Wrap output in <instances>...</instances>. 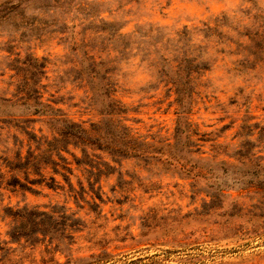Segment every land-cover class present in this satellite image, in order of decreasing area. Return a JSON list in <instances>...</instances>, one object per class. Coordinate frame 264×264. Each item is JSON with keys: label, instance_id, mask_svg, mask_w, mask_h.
Listing matches in <instances>:
<instances>
[{"label": "rangeland", "instance_id": "1", "mask_svg": "<svg viewBox=\"0 0 264 264\" xmlns=\"http://www.w3.org/2000/svg\"><path fill=\"white\" fill-rule=\"evenodd\" d=\"M0 105V264H264V0H0Z\"/></svg>", "mask_w": 264, "mask_h": 264}, {"label": "trees", "instance_id": "2", "mask_svg": "<svg viewBox=\"0 0 264 264\" xmlns=\"http://www.w3.org/2000/svg\"><path fill=\"white\" fill-rule=\"evenodd\" d=\"M252 38H249V41H251ZM241 45V44H239ZM249 53V50H248ZM252 55H254L253 57H255V54L250 53ZM103 59H101L98 63V65L103 66L102 61ZM183 62H193L192 60H190V57L187 56L181 60H179L176 64V67H179V65H182ZM242 63H248L249 62V58L246 57L244 58L242 61ZM184 66V64L182 65ZM203 68H205L203 66ZM106 78V75L103 77ZM1 100H3V102H7V103H11L12 105L14 104H18L17 102H13L11 99L8 98H1ZM34 103V110L33 113L34 115L39 114V115H46L49 116L53 121H54V125H57L55 127L58 128H53L54 131L53 133L55 134V137L58 138H63V136H70V135H75L72 130L74 128H79L81 131L84 132V134L90 135V130H95V128L93 127H89V129L85 128L81 123H76L72 120H69L68 118H66L65 115L63 114H57L54 113L53 111H60L59 109H54L52 108L49 104H46L44 102H41L39 100H33ZM31 102L27 103L26 106H31L32 105ZM2 105V104H1ZM0 105V111H4L6 108H4L3 106ZM40 105V106H39ZM47 109H51L52 112H47ZM26 114H16L13 112H8V116L11 117H17V116H25ZM93 126V124H92ZM98 130V129H97ZM82 136V138L84 139L85 142H92L91 140H89V136ZM127 137V135H125V137L123 138V140H125ZM186 138L188 139V135L186 136ZM47 147L49 148H36L35 150H31L29 151L27 156H21V154H19L16 157V162H5V168L6 170H3V164H1L2 162V158H0V187L2 185V181H5V184L7 186H22L23 183L21 182V179L19 178V174H15L16 172H21L24 173L25 175L27 174L28 177H30L31 175V171H33L34 173L38 174V171H42L43 169H40V164L46 165L49 163H54L55 161L53 160L54 158V154L58 155V157L61 159L62 156L60 154V152L64 151L63 148H59L57 150V148H52L53 144H49L47 142H45ZM124 144V142H123ZM187 144V142H186ZM126 146V144H124ZM51 147V148H50ZM116 148L118 146H115ZM121 147V146H120ZM136 146H132V148H135ZM119 148V147H118ZM122 148V147H121ZM45 154H49V158H45L44 155ZM23 171V172H22ZM28 182H33L34 180H30L28 178H25Z\"/></svg>", "mask_w": 264, "mask_h": 264}]
</instances>
